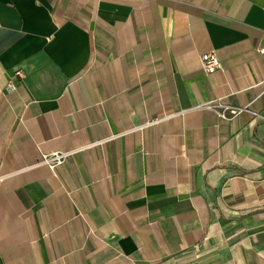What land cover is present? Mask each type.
Instances as JSON below:
<instances>
[{"label": "crops", "instance_id": "obj_1", "mask_svg": "<svg viewBox=\"0 0 264 264\" xmlns=\"http://www.w3.org/2000/svg\"><path fill=\"white\" fill-rule=\"evenodd\" d=\"M263 117L264 0H0V264H264Z\"/></svg>", "mask_w": 264, "mask_h": 264}, {"label": "built area", "instance_id": "obj_2", "mask_svg": "<svg viewBox=\"0 0 264 264\" xmlns=\"http://www.w3.org/2000/svg\"><path fill=\"white\" fill-rule=\"evenodd\" d=\"M201 67L204 73H212L216 70H223L222 62L214 49H211L200 55ZM25 74L21 70H16L13 75L7 80L5 89L8 92L14 91L16 88L15 78L22 80ZM197 108L211 109L217 113V115L224 119H230L241 112L249 111L248 107L232 106L228 104L221 103L219 101H211ZM264 119V117H263ZM157 121V119L152 122ZM96 144V143H92ZM80 149L72 151H55L51 153H41L38 163L46 164L50 169L54 170L58 165H60L69 155L78 151Z\"/></svg>", "mask_w": 264, "mask_h": 264}]
</instances>
